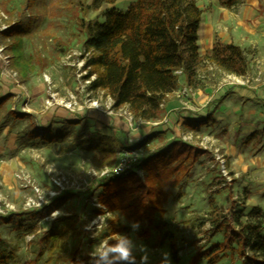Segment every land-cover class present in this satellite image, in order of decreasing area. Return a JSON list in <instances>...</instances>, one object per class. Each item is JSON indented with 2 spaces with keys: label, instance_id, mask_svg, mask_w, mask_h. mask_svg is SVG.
Wrapping results in <instances>:
<instances>
[{
  "label": "rangeland",
  "instance_id": "rangeland-1",
  "mask_svg": "<svg viewBox=\"0 0 264 264\" xmlns=\"http://www.w3.org/2000/svg\"><path fill=\"white\" fill-rule=\"evenodd\" d=\"M24 1L0 0V97L10 95L7 107L29 114L11 121L12 132L7 133V127L0 129V216L49 208L55 197L65 199L37 221L33 233L21 236L10 223H0V233L12 244H18L15 264L32 261L31 240L49 227L54 210L59 211L58 216L77 215L75 226H87L90 236H96L116 215L98 202L97 194L102 190H95L97 182L117 176L113 170L125 152L135 157L131 170L144 179L146 172L141 161L174 140L202 152L187 173L177 176V183L166 188L168 194L160 202L162 210L155 217L157 222H165L164 228L153 227L146 235L134 230L126 235L115 233L89 246L85 243L87 236L80 234V251L88 248L93 254L109 239L128 236L134 244L135 264H205L203 259L194 261L197 248L222 238L221 233L211 229L209 221L201 225L210 199L225 213L237 209L258 222L264 233V110L259 113L256 107L245 111V75L224 72L203 59L195 86L189 88L180 76L179 88L168 96L156 120H135L126 105L114 108L109 94L88 87L94 75L90 79L84 77L88 71L84 60L89 52L84 50L80 27L82 20H101L107 8L124 11L134 0H115L98 9L87 7L91 0L37 1L40 10L35 9L40 11L42 22L23 39L24 53L33 63L26 77L13 65L12 36L2 34L22 9L30 11ZM196 2L203 10V47L207 34L214 36L213 42L220 40L217 31L226 17L219 0ZM244 4L253 6L247 20L258 27L257 36L264 37V0H238L227 9L240 13ZM244 50L248 63L255 65L259 48L246 45ZM207 113H212L213 119L201 123L199 128L188 123ZM65 121H72L73 125L62 141L43 143L34 139L33 143H25L18 139L31 124L42 133L48 126L60 128ZM254 129L258 134L249 139ZM97 133L119 139L121 148L109 162L83 143L88 135ZM100 199L104 203L103 197ZM253 206H258L260 212L249 215ZM99 208L105 212L98 213ZM166 230L173 234L175 257L169 238L163 237ZM113 255L108 252V257ZM242 262V255L233 253L216 264ZM37 264H42V260Z\"/></svg>",
  "mask_w": 264,
  "mask_h": 264
},
{
  "label": "trees",
  "instance_id": "trees-1",
  "mask_svg": "<svg viewBox=\"0 0 264 264\" xmlns=\"http://www.w3.org/2000/svg\"><path fill=\"white\" fill-rule=\"evenodd\" d=\"M37 1L25 0L24 6L30 11L22 9L15 15L12 24L2 30L4 37L13 38L10 46L13 65L23 77L33 69L31 58L24 53L23 39L42 22L40 11H36L37 8L40 10ZM114 1L91 0L87 7L98 9L103 3ZM219 1L227 7L238 0ZM202 12L196 0H134L124 11L107 8L101 20H82V43L84 50L89 52L84 60V67L88 68L84 77L90 79L94 75L88 87L109 94L114 108L126 105L135 120L153 121L159 117L168 96L179 88L180 76L184 77L186 86H195L203 59L224 72L245 75L248 59L244 48L236 43L216 40L212 48L201 55L198 39ZM9 99L10 95L0 97V129L7 127V133L12 132L14 125L11 121L29 117L27 113L20 114L9 109L6 104ZM208 119H213L212 113L188 123L199 128ZM72 125V121H65L60 128L48 126L40 133L37 126L31 124L18 139L25 143H33L34 139L43 143L62 141ZM257 134L255 130L248 137L252 139ZM83 143L86 148L103 154L106 162L111 161L116 150L121 148L119 139L101 133L88 135ZM201 152L198 147L174 140L141 161L146 172L144 179L130 170L122 176L99 180L95 186V190H102L97 194L98 202L115 212V217L108 219V224L96 236H90L89 230L75 226L79 221L77 215L56 216L47 229L31 240L34 255L28 264H37L39 260L42 264H94V256L88 248L80 251V234L87 236L85 243L89 246L115 233L126 235L133 230L131 223L134 221L139 222V228L134 230L138 235L149 234L153 227L162 230L165 222H157L155 217L162 210L160 202L168 194L166 188L170 189L177 183V176L187 173ZM64 199V196L55 197L49 208L0 216V223H10L21 236L33 233L37 221ZM208 206L201 225L209 221L211 229L221 233L222 238L197 248L194 261L203 259L205 264H216L227 255L238 253L243 257L242 264H264V233L259 223L237 209L223 212L214 199L209 200ZM97 211L105 212L102 208ZM256 212L260 210L258 206H253L248 214ZM122 237L109 239L107 243L114 245ZM163 237L169 238L175 257L173 234L166 230ZM18 249V244H12L0 233V264H15ZM95 259L100 264H110L107 258L99 255Z\"/></svg>",
  "mask_w": 264,
  "mask_h": 264
},
{
  "label": "crops",
  "instance_id": "crops-1",
  "mask_svg": "<svg viewBox=\"0 0 264 264\" xmlns=\"http://www.w3.org/2000/svg\"><path fill=\"white\" fill-rule=\"evenodd\" d=\"M242 7L243 8L241 9L240 13L231 11L225 6L221 7L225 11L224 16L226 17V22L219 28L217 35L220 38V41L233 42L240 45L244 49L246 45H250L251 47L256 46L261 51L255 65L249 64L250 66H248V71L245 74V76H248L249 78V82L245 84V111H250L251 108L256 109L257 107V110H259V113H261L264 110V37L257 36L258 27L256 25L252 26L253 23L251 24L247 20V18L251 16L253 6H247L244 4ZM223 28H225V30ZM200 37L201 34L199 28V49L200 47L203 49L200 53L201 55H204L212 48L214 44V36L211 35L209 37V34H207L205 36V41L203 42V47L202 43L200 42ZM256 43H258V45H256ZM253 131H255V129L252 130V132Z\"/></svg>",
  "mask_w": 264,
  "mask_h": 264
},
{
  "label": "clouds",
  "instance_id": "clouds-1",
  "mask_svg": "<svg viewBox=\"0 0 264 264\" xmlns=\"http://www.w3.org/2000/svg\"><path fill=\"white\" fill-rule=\"evenodd\" d=\"M59 214L60 213L58 210H54L51 215L53 218H55ZM131 226L133 230H136L139 228V222L134 221L131 223ZM105 246L107 247L105 248ZM133 248H134L133 242L127 237H122L114 245H108L107 242H104L101 245L100 249H98L97 252L92 254L94 256V264H100V261L98 259H95V257H97L98 255L101 258H107L110 262L117 261L119 262V264H135V257L133 256V251H132ZM108 252L114 253V255L108 257ZM142 259L145 258L142 257Z\"/></svg>",
  "mask_w": 264,
  "mask_h": 264
},
{
  "label": "built area",
  "instance_id": "built-area-1",
  "mask_svg": "<svg viewBox=\"0 0 264 264\" xmlns=\"http://www.w3.org/2000/svg\"><path fill=\"white\" fill-rule=\"evenodd\" d=\"M5 27L6 26H4V25L2 26V28H5ZM177 72H179V71H177ZM241 76H244V75H241ZM248 82H249V78H248V76H245V82H243V83L247 84ZM134 160H135L134 156H129L127 154V152H125L124 156L120 158V162L117 164L116 167H114L115 169L113 170L114 171L113 175H117V176L124 175L126 172L131 170ZM223 171H224V169H223ZM56 183L59 184L60 182L56 181Z\"/></svg>",
  "mask_w": 264,
  "mask_h": 264
}]
</instances>
